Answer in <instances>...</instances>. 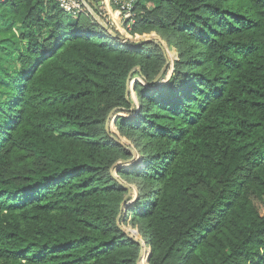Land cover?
<instances>
[{
	"label": "trees",
	"instance_id": "obj_1",
	"mask_svg": "<svg viewBox=\"0 0 264 264\" xmlns=\"http://www.w3.org/2000/svg\"><path fill=\"white\" fill-rule=\"evenodd\" d=\"M151 1L128 32L158 34L179 58L166 85H135L140 111L117 119L146 156L118 170L138 193L119 222L148 264H264V0ZM1 17L0 264H137L111 174L130 153L105 124L162 49L118 45L51 0H13Z\"/></svg>",
	"mask_w": 264,
	"mask_h": 264
},
{
	"label": "rangeland",
	"instance_id": "obj_2",
	"mask_svg": "<svg viewBox=\"0 0 264 264\" xmlns=\"http://www.w3.org/2000/svg\"><path fill=\"white\" fill-rule=\"evenodd\" d=\"M239 2L241 4L245 3V0H235L233 3ZM141 6H143L146 9H150L153 7L152 1L151 0H146L143 1ZM4 11V6L0 7V23L2 21V23H4V19L1 17V13ZM4 26H0V30H3ZM13 32L18 33V30H16V28L13 29ZM125 35L131 39L132 41L130 42L131 45L136 46L140 43H145L144 45H149V41H154L157 44H159V46L162 49L163 52V56H164V61L162 64H154L153 63V59L152 60H148L145 62V64L147 65V67H149L150 69V77L149 78H145L142 74V68L140 64H137L133 70H132V75L130 78V82H129V94L127 97V100L129 102V108L127 110H125L122 113H119L118 116L115 117V119H112L110 121V123L108 124V131L107 134L109 135V137H113L118 141V144L121 145L123 148L127 149L130 153V157L128 159H126L125 161H128V165L127 167L129 168H121L119 170L122 171H131L132 169L135 168H141L143 166V158L146 157L145 156V152L142 150H138L134 147L133 145V139H138L136 136H134L135 134H132L131 137H133V139H130L127 135L122 134L121 132L118 131L117 129V119L120 117L123 118H127V119H133L135 117V115L140 111V107H141V103H140V95L137 94L136 89L141 87L144 88L146 90H153L155 87L158 86H162V85H166L168 79L172 76L173 74V66L174 63L178 60V51L174 48V47H170L169 45H167V43L161 38V36H159L158 34L153 33H149V34H144L142 33V30H137L136 33L133 32L129 33L128 30L127 32H124ZM140 33V34H139ZM8 36V32L1 34L0 35V41L3 39H6ZM26 44V43H25ZM152 48H148L143 50L144 52H148L151 51ZM153 58V57H152ZM4 68L9 69L10 72L16 71L19 69L18 64L15 61L14 57H10L8 58L6 61H4ZM155 82V83H154ZM135 85H137L138 87L136 88ZM162 121H166L164 119H162ZM158 163V162H157ZM125 165V166H126ZM137 166V167H136ZM111 174L112 176H114L118 182L125 187V189L128 190L129 196L127 198L126 201V206L127 208H131L132 205L136 202V200L138 199V193H137V188L134 184L129 183V181L125 180L119 173L118 170L112 169L111 170ZM120 228L123 230V232L131 239H133L134 241H136L139 246H140V253L141 256H145L146 258L149 259L150 257V250L146 247L142 236L138 233V231L133 228L131 225H125L122 222L118 223ZM139 253V255H140ZM139 258V256H138ZM140 262L139 264H143V259L140 258Z\"/></svg>",
	"mask_w": 264,
	"mask_h": 264
},
{
	"label": "built area",
	"instance_id": "obj_3",
	"mask_svg": "<svg viewBox=\"0 0 264 264\" xmlns=\"http://www.w3.org/2000/svg\"><path fill=\"white\" fill-rule=\"evenodd\" d=\"M13 0H0V7ZM47 2L48 0H42ZM65 15L77 18L83 16L92 23L101 21L111 33L119 36L121 40L116 41L118 45L128 44L131 39L125 35L136 22L138 15L137 6L146 0H51ZM92 15H95L93 17Z\"/></svg>",
	"mask_w": 264,
	"mask_h": 264
},
{
	"label": "water",
	"instance_id": "obj_4",
	"mask_svg": "<svg viewBox=\"0 0 264 264\" xmlns=\"http://www.w3.org/2000/svg\"><path fill=\"white\" fill-rule=\"evenodd\" d=\"M92 16L95 17V15H92ZM97 24H98V26L100 27V29H101L102 31H104L105 33H107L112 39H114V40H116V41L121 40V38H120L119 36L115 35L114 33H111L110 30H109V28H108L104 23H102L101 21H98ZM145 43H147V42H145ZM145 43H140V44H138V45H136V46H132V47H139V46L144 45ZM148 43H149V44H154V45L160 47L159 44H157V43L154 42V41H149ZM160 48H161V47H160ZM131 75H132V71L130 72V74H129L128 78H127L126 90H125V98H126V99H127V97H128V94H129V90H128V88H129V82H130ZM154 83H155V82H154ZM124 111H125V110L122 109V108L114 109L113 111H111V113L108 115V118H107V120H106V124H105V131H106V132L108 131V124L110 123V121H111L112 119H115V117L118 116L119 113H122V112H124ZM111 139H112L114 142L118 143V141H117L115 138L111 137ZM128 163H129L128 161H125V160H119V161H117V162L112 166L111 170H112V169L119 170V169L122 168V166H124V165H126V164H128ZM113 178H114L115 180H117L114 176H113ZM117 181H118V180H117ZM124 188H125V187H124ZM126 190H127V189H126ZM127 193H128V190H127ZM127 195L129 196V193H128ZM127 195H125V197H124V199H123V202H122L121 205H120L119 214H118V217H117V223L119 222L120 217H122V216L125 214L126 210H127V206H126V201H127V198H128ZM118 226H119V225H118ZM141 254H142V253H140V255H139V258H138V260H137V264H139V260H140V258H141ZM147 264H148V258H147Z\"/></svg>",
	"mask_w": 264,
	"mask_h": 264
},
{
	"label": "bare ground",
	"instance_id": "obj_5",
	"mask_svg": "<svg viewBox=\"0 0 264 264\" xmlns=\"http://www.w3.org/2000/svg\"><path fill=\"white\" fill-rule=\"evenodd\" d=\"M127 165H128V164H127ZM127 165H126V166H127ZM124 166H125V165H124ZM141 258H142V256H141ZM140 260H141V259H140ZM140 260H139V262H140Z\"/></svg>",
	"mask_w": 264,
	"mask_h": 264
}]
</instances>
